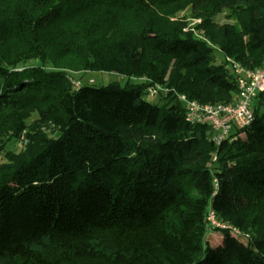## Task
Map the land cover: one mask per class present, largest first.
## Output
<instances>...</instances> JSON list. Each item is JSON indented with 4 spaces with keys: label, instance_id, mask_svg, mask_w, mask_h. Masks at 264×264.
I'll return each instance as SVG.
<instances>
[{
    "label": "trees",
    "instance_id": "obj_1",
    "mask_svg": "<svg viewBox=\"0 0 264 264\" xmlns=\"http://www.w3.org/2000/svg\"><path fill=\"white\" fill-rule=\"evenodd\" d=\"M187 10L204 34L172 20ZM222 57L264 66V0H0V264H264V93L217 142L145 83L74 89L69 75L147 69L232 103Z\"/></svg>",
    "mask_w": 264,
    "mask_h": 264
},
{
    "label": "built area",
    "instance_id": "obj_2",
    "mask_svg": "<svg viewBox=\"0 0 264 264\" xmlns=\"http://www.w3.org/2000/svg\"><path fill=\"white\" fill-rule=\"evenodd\" d=\"M227 62L235 74L238 88L234 102L203 104L190 100L185 95L179 97L186 108L185 121L191 126H209L217 142L229 138L234 130H241L249 125L253 118V103L260 93H264V66L250 70L230 58H227ZM160 91L157 87L151 91V95H157ZM25 136L24 133L19 138L21 145L27 143ZM208 221L214 227L226 228L216 220L213 212L209 214Z\"/></svg>",
    "mask_w": 264,
    "mask_h": 264
},
{
    "label": "rangeland",
    "instance_id": "obj_3",
    "mask_svg": "<svg viewBox=\"0 0 264 264\" xmlns=\"http://www.w3.org/2000/svg\"><path fill=\"white\" fill-rule=\"evenodd\" d=\"M191 12L189 10L183 11L180 14H178L175 18H173V21L181 20L185 21L188 24V27L185 29V31L192 30L196 35L198 33H205V29L201 28L199 30H196V27L202 26L203 21L202 19L192 18L190 15ZM215 23L219 26H222L224 24H231L233 21L226 17L225 13L219 14L215 18ZM231 59V58H230ZM222 60L227 62V58H223ZM39 62L32 61L29 63L30 66L32 65H38ZM69 75L71 77L72 85L74 89H78L80 85L82 86H93L96 88L106 87L109 85H118L120 87H127L129 84H147L146 87V100H148L152 104H156L159 106L166 105L169 101L172 99H179L180 96H183V94H180L178 91L175 90V88H169L167 86L168 82V75L164 78V84H159L153 81L152 78H150L147 75V69L139 75L134 76L131 78L122 76L117 73L113 72H97V71H70ZM77 84V85H76ZM159 87L161 89L160 93L157 95L152 96L151 91L153 89H156ZM171 92L173 93L171 95ZM238 130H234L233 132L236 133ZM26 137V136H25ZM27 140V138H26ZM25 145L20 144V140L17 142L16 150L24 149ZM216 220L221 224L224 225L222 221H220L218 218ZM226 224L225 226H227ZM214 226V225H213ZM217 227V226H216ZM223 236L222 231H211L208 234V239L210 240V244L212 246L218 245L221 241Z\"/></svg>",
    "mask_w": 264,
    "mask_h": 264
}]
</instances>
